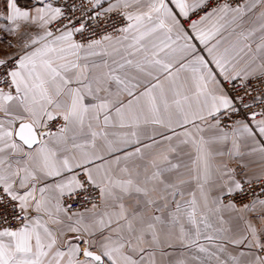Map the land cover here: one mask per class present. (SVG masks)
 <instances>
[{
  "label": "snow or ice",
  "instance_id": "1",
  "mask_svg": "<svg viewBox=\"0 0 264 264\" xmlns=\"http://www.w3.org/2000/svg\"><path fill=\"white\" fill-rule=\"evenodd\" d=\"M0 21V264H264V174L217 159L264 136V92L233 120L264 0H0Z\"/></svg>",
  "mask_w": 264,
  "mask_h": 264
},
{
  "label": "crops",
  "instance_id": "2",
  "mask_svg": "<svg viewBox=\"0 0 264 264\" xmlns=\"http://www.w3.org/2000/svg\"><path fill=\"white\" fill-rule=\"evenodd\" d=\"M25 2L26 0H21V3H25ZM260 11L261 9L257 8L256 10H254V13H249L247 16H245L242 25L243 28L245 29L255 30V37L257 39L253 43L252 49H253V54L256 56V60L255 63L252 65L253 68H257L258 65L262 62L260 58L261 54L256 52V45L257 43H259L258 37L260 36L259 19H258ZM4 23H5L4 21H0V25H3ZM229 32H231V29H227L222 33L225 37L228 38L226 42H231L236 39L234 35L230 36ZM0 37H2V39H0V50L15 51V49H9L8 44L9 42L12 44H16L19 37H14L5 31H0ZM193 42L197 44V47L202 51V54H204L207 57V53L203 52L204 46L200 45L199 41L194 40ZM220 79H222V77ZM207 134L208 133H206V135ZM262 141H264V136H259L255 140H249L247 141L246 144H242L241 156H237L234 152L231 155L229 154V150L231 149V142H229L227 145L224 146L225 155L217 159L222 160L224 163H227L230 168H235L237 172L240 173L241 175L254 178L257 175L264 174V154H262L259 151L261 147H264V143H262ZM253 149L256 150L253 151ZM185 162L190 163V161L187 160ZM231 215L234 217L235 213H232ZM224 216L225 219H228L229 213L225 212Z\"/></svg>",
  "mask_w": 264,
  "mask_h": 264
},
{
  "label": "built area",
  "instance_id": "3",
  "mask_svg": "<svg viewBox=\"0 0 264 264\" xmlns=\"http://www.w3.org/2000/svg\"><path fill=\"white\" fill-rule=\"evenodd\" d=\"M230 3H233L234 5L237 3H241L243 4L245 2V0H229ZM201 15L203 13H200ZM193 19H197V16H193ZM113 19L117 21L118 24L123 23L118 17H116L115 15L113 16ZM182 23L185 24V27H187L188 21H182ZM247 84L250 86L251 89V96H246L245 97V102L249 103V104H253V97H256L259 93L264 92V81H261L259 79H249L247 81ZM233 85H235V87H233ZM224 88L225 90L230 93L233 96L236 95H242L243 94V88L241 87V81L237 80V81H231V82H224ZM261 108L259 106V104H253L252 108L250 109H243L241 108V112L234 115L233 116V120H240L244 118V115L246 112H250V111H260ZM257 119H259V117H257ZM222 123H231V121H223ZM245 190L247 192V195H236L233 197V199L235 200L237 206H241L244 203L249 202L250 200L253 199L252 196V192L256 191L259 192V189L261 187L260 183L257 182H253L251 185L245 184L244 185Z\"/></svg>",
  "mask_w": 264,
  "mask_h": 264
}]
</instances>
